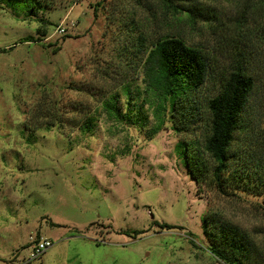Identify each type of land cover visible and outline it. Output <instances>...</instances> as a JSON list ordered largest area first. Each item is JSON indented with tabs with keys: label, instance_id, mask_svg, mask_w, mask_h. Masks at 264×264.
Listing matches in <instances>:
<instances>
[{
	"label": "rangeland",
	"instance_id": "rangeland-1",
	"mask_svg": "<svg viewBox=\"0 0 264 264\" xmlns=\"http://www.w3.org/2000/svg\"><path fill=\"white\" fill-rule=\"evenodd\" d=\"M243 1L206 0L216 17L178 23L158 0H0V264H223L206 248L202 219L212 212L254 234L264 264V193L199 189L178 148L191 135L169 122L151 135L152 108L141 128L97 99L114 80L141 83L124 46L144 30L180 34L210 54L202 94L219 93L241 48L264 91L262 25ZM90 87L97 95L81 90ZM72 102L90 111L37 117ZM120 105L124 113L126 97ZM31 236L53 245L28 262Z\"/></svg>",
	"mask_w": 264,
	"mask_h": 264
},
{
	"label": "trees",
	"instance_id": "trees-1",
	"mask_svg": "<svg viewBox=\"0 0 264 264\" xmlns=\"http://www.w3.org/2000/svg\"><path fill=\"white\" fill-rule=\"evenodd\" d=\"M158 2L163 17L172 22L195 23L197 19L208 21L211 16L216 17L211 13L214 9L209 8L214 6L206 0ZM239 7H251L250 17L259 18L257 22L262 25L261 42L264 45V0H244ZM133 37L131 49L129 45L124 47L134 53L136 62L139 59L141 83L134 85L126 79L121 84L114 80L112 90L101 88L98 95L92 87L81 90L102 99L104 110H112L115 118H136L141 128L149 124L147 108H152L155 125L148 130L151 135L162 130L167 122L176 133L191 135L192 139L181 138L178 148L187 173L199 189L210 185L228 197L262 195L264 91L257 86L253 61L247 56V51L241 48L231 70L221 82L219 93L206 96L202 91L208 79L212 78L213 69L209 53L190 45L176 33L157 31L154 34L144 30ZM118 54L120 57L121 48ZM261 89L264 90V83ZM122 97L127 100L124 113L120 105ZM146 102L149 106L145 108ZM89 105L72 102L65 107L64 114L51 111L50 115H45L47 113L41 108L37 117L65 121L71 111L85 116L90 111ZM202 220L208 242L206 248L223 264L262 262L261 245L254 234L217 212L206 213Z\"/></svg>",
	"mask_w": 264,
	"mask_h": 264
},
{
	"label": "built area",
	"instance_id": "built-area-1",
	"mask_svg": "<svg viewBox=\"0 0 264 264\" xmlns=\"http://www.w3.org/2000/svg\"><path fill=\"white\" fill-rule=\"evenodd\" d=\"M66 31L65 27L60 26L59 32L64 33ZM30 240L35 243L33 252L28 259V262L32 260L39 259L50 247H52L53 242L43 238V237H30Z\"/></svg>",
	"mask_w": 264,
	"mask_h": 264
}]
</instances>
